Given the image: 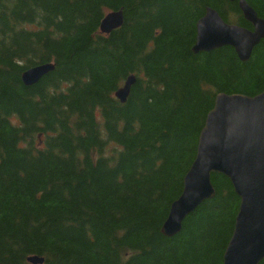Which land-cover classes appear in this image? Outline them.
I'll return each mask as SVG.
<instances>
[{
	"label": "trees",
	"instance_id": "1",
	"mask_svg": "<svg viewBox=\"0 0 264 264\" xmlns=\"http://www.w3.org/2000/svg\"><path fill=\"white\" fill-rule=\"evenodd\" d=\"M245 1L264 20V0ZM207 8L252 30L230 0H0V264H223L240 203L225 176L161 233L216 96L264 91V39L246 62L192 52Z\"/></svg>",
	"mask_w": 264,
	"mask_h": 264
},
{
	"label": "water",
	"instance_id": "2",
	"mask_svg": "<svg viewBox=\"0 0 264 264\" xmlns=\"http://www.w3.org/2000/svg\"><path fill=\"white\" fill-rule=\"evenodd\" d=\"M237 1L252 30L225 23L219 14L207 8L196 23L194 54L231 47L241 62L251 57L264 39V20L245 0ZM123 24L121 11L110 12L100 23L104 35ZM54 70L52 63L29 68L21 80L25 86L37 84ZM135 77L130 76L114 94L125 103ZM225 176L239 198V211L232 236L223 256V264H260L264 259V91L254 97L218 94L199 134L196 155L183 180V190L170 207L161 233L177 235L184 219L197 207L215 196L211 174ZM31 264H43L38 257Z\"/></svg>",
	"mask_w": 264,
	"mask_h": 264
}]
</instances>
